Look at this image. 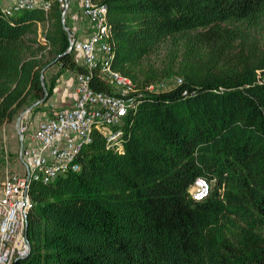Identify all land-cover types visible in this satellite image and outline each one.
I'll return each instance as SVG.
<instances>
[{
    "label": "trees",
    "instance_id": "1",
    "mask_svg": "<svg viewBox=\"0 0 264 264\" xmlns=\"http://www.w3.org/2000/svg\"><path fill=\"white\" fill-rule=\"evenodd\" d=\"M95 1L108 7L113 67L143 89L160 82L142 63L167 38L195 36L207 59H185L181 85L138 96L122 152L97 133L79 171L33 183L32 247L17 264H264V0ZM62 10L54 0L48 13L5 15L0 1V126L52 96L49 63L84 71ZM38 23L48 24L40 50L58 54L45 67L30 53ZM198 177L211 183L202 200L189 195Z\"/></svg>",
    "mask_w": 264,
    "mask_h": 264
},
{
    "label": "built area",
    "instance_id": "2",
    "mask_svg": "<svg viewBox=\"0 0 264 264\" xmlns=\"http://www.w3.org/2000/svg\"><path fill=\"white\" fill-rule=\"evenodd\" d=\"M58 1L62 14L66 11V23L72 1ZM53 2L9 0L8 4H2V11L5 15H14L38 7L48 13ZM79 4L80 13L88 19L91 28L87 37L79 38L70 27L72 34L68 37L67 52H72L84 68L75 76V100L70 106L56 109L35 127L30 121L21 126L24 141L22 155L19 152L18 158L23 172H7L0 180V264H16L17 258H24L31 251L28 226L34 207L33 183L48 184L60 176L79 171L81 151L97 133L105 137L109 149L122 152L121 126L127 114L136 108L138 96L144 90L152 93L173 87L165 81H156L143 89L131 77L115 69L107 5L95 0H80ZM94 79L106 83L109 88L95 89ZM182 83L183 79L177 78L175 86ZM256 83L264 85V68L257 70ZM210 191V181L198 177L189 188V195L194 200H202Z\"/></svg>",
    "mask_w": 264,
    "mask_h": 264
},
{
    "label": "rangeland",
    "instance_id": "3",
    "mask_svg": "<svg viewBox=\"0 0 264 264\" xmlns=\"http://www.w3.org/2000/svg\"><path fill=\"white\" fill-rule=\"evenodd\" d=\"M80 0H73L71 8L68 11V27H75L77 29V36L83 38L87 36L89 21L83 17L80 13L78 2ZM77 15V19L71 21L72 15ZM52 26V24H51ZM50 26V28H51ZM48 24L46 26L41 23V26L37 24V32L30 35L31 41V55L40 62L41 67H45L49 62L54 61L58 58L57 52H51L50 48H43L40 50L41 43L45 39V33ZM41 42V43H39ZM195 62L196 64H202L206 62L207 50L204 49L195 36L183 37L176 35L172 38H167L161 41L152 54L145 57L142 63L144 69H155L159 75V81H165L170 86L176 85L177 78H182L179 74V67L184 60ZM66 72V77L74 75L73 68L63 65L61 62L56 61L45 71V82L47 89L50 85L56 84L58 77ZM48 93L40 99H35L27 106H24L19 111L18 115L11 122L4 123L0 126V180L4 179L7 172L22 173L23 167L19 161L18 154L20 152V142L16 127L17 117L23 113L21 119V126L26 125L27 121L31 122V126L35 127L40 121L45 120L51 116L50 111L53 107L50 105L54 102L55 96L50 100L48 99L45 103H41L32 108V105L41 99H44ZM47 104V105H46ZM10 162V164H9ZM10 167L9 169H7ZM12 167V168H11ZM211 184V183H210Z\"/></svg>",
    "mask_w": 264,
    "mask_h": 264
},
{
    "label": "crops",
    "instance_id": "4",
    "mask_svg": "<svg viewBox=\"0 0 264 264\" xmlns=\"http://www.w3.org/2000/svg\"><path fill=\"white\" fill-rule=\"evenodd\" d=\"M1 2L3 5H5V4L9 3V0H1ZM79 5L80 4L78 2V6ZM79 9H80V7H79ZM76 16L77 15H75V14L72 15L71 21L74 22L78 17V16L77 17ZM39 26H41V25H39ZM89 26L90 27L88 28V30L87 31L85 30V33H87V36H88L90 28H91L90 23H89ZM75 27H71V28L77 32L78 30L75 29ZM87 36H84L83 38H85ZM75 76H76V73L74 72L73 76L66 77V72H64L58 77L57 82H56L55 87H54V90H53V94L49 98V100H50L52 97H54V96L56 97L54 102L50 104L53 107L52 111H50L51 115L53 114V112L56 109H58L60 107H64V106H70L74 102L75 97H76ZM9 164H10V162H9ZM9 168L10 167H8L7 169H9Z\"/></svg>",
    "mask_w": 264,
    "mask_h": 264
},
{
    "label": "water",
    "instance_id": "5",
    "mask_svg": "<svg viewBox=\"0 0 264 264\" xmlns=\"http://www.w3.org/2000/svg\"><path fill=\"white\" fill-rule=\"evenodd\" d=\"M67 2H70V0H67ZM65 14L66 11H64V13L62 14V22H63V27L65 29V31L67 32L68 37L71 36L72 34V30L70 29V27H68L65 23ZM54 62L49 63L42 71H41V80H42V85L45 91H47V87H46V82H45V71L48 67H50ZM48 99V96H46L44 99H41L39 101H36L33 105L32 108L34 106H37L41 103H45V101ZM25 112L21 113L16 120V127H17V132H18V136H19V142H20V154L22 155V149H23V141H24V135L21 129V119L23 117ZM22 258H17L16 259V264L18 263L19 260H21Z\"/></svg>",
    "mask_w": 264,
    "mask_h": 264
}]
</instances>
